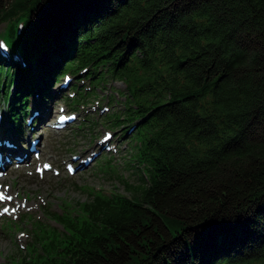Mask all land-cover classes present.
Segmentation results:
<instances>
[{
	"label": "trees",
	"instance_id": "16d2710c",
	"mask_svg": "<svg viewBox=\"0 0 264 264\" xmlns=\"http://www.w3.org/2000/svg\"><path fill=\"white\" fill-rule=\"evenodd\" d=\"M2 24L27 64L0 60L16 110L26 82L95 60L130 83L127 116L150 110V183L91 196L38 264H264V0H0Z\"/></svg>",
	"mask_w": 264,
	"mask_h": 264
},
{
	"label": "rangeland",
	"instance_id": "374dc122",
	"mask_svg": "<svg viewBox=\"0 0 264 264\" xmlns=\"http://www.w3.org/2000/svg\"><path fill=\"white\" fill-rule=\"evenodd\" d=\"M4 28L5 24L0 25V34L2 33V31L4 32ZM109 82H111L110 88H113L114 90H121V85L119 83H115V81ZM106 91L107 87L104 86V89L102 91H99V97H104L103 92ZM92 117L95 118V115H93ZM94 130L95 131H93L92 133L93 136L100 132V127L97 130ZM114 133L115 135H117L120 132L117 131ZM62 135L63 134L57 136L54 133L48 132V137H46L48 139L46 140V142L48 143V149L50 150L49 152H53L61 159H65L66 155L69 154V152H66L67 148L73 149L74 151H72L71 153L77 154L79 151H83L87 147H83L85 144H93V140L95 139L94 138L91 143H88V137H77L76 139H72L71 132L69 131L65 132L63 137ZM122 143H125V140L120 141L119 146ZM122 157H124L123 152H119V155L115 158L114 162L117 164L121 163ZM88 172H91V168L86 169L71 180H63V178L54 179L50 176H47V179L44 182L40 183L38 181H32L29 178L22 177L24 175H20L19 177H10L8 182L10 184L12 183V185L15 187V190L20 192V194L23 197H26L28 200L33 199L35 195L43 197L45 202L47 203L46 206H50V208L53 210H56L61 200H66L72 205L86 201L89 196L87 192L79 189V186L81 187L82 185L89 186L93 189H98L101 187L104 191L111 190L129 197V193L124 189V186L119 181H117V179L109 178L108 176H105V174L101 178L97 175L98 171H96L94 175L85 174ZM117 172L131 185H135L137 183L136 177L129 176V173L124 170L123 163L118 167ZM61 177L63 176L61 175ZM35 204L39 208V204ZM35 215L36 217H39L41 216V213ZM30 226L31 224H28L25 227V231H27L29 235ZM12 249V240L0 235V264L2 263L3 259L6 258L1 254H5L8 256Z\"/></svg>",
	"mask_w": 264,
	"mask_h": 264
},
{
	"label": "bare ground",
	"instance_id": "6f19581e",
	"mask_svg": "<svg viewBox=\"0 0 264 264\" xmlns=\"http://www.w3.org/2000/svg\"><path fill=\"white\" fill-rule=\"evenodd\" d=\"M52 97H47V98H40L38 99L39 104V111H40V116H42L41 118L44 119L46 118L52 111L53 109L56 107L57 105V100L56 98V94L57 91L53 90L51 91ZM32 105H34V103L32 102ZM5 137H7L8 139H10V141L12 143L15 144V138L9 136V135H4ZM6 153H9L11 155V157L14 155V151L13 150H8V149H4Z\"/></svg>",
	"mask_w": 264,
	"mask_h": 264
},
{
	"label": "snow or ice",
	"instance_id": "6c2138e0",
	"mask_svg": "<svg viewBox=\"0 0 264 264\" xmlns=\"http://www.w3.org/2000/svg\"><path fill=\"white\" fill-rule=\"evenodd\" d=\"M0 199H3V197H0ZM5 211H7V209H5Z\"/></svg>",
	"mask_w": 264,
	"mask_h": 264
}]
</instances>
